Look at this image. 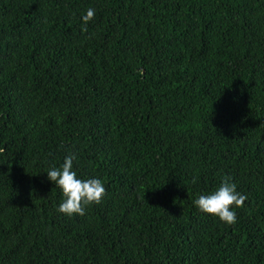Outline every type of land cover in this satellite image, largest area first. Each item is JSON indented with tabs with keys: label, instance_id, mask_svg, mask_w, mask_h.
<instances>
[{
	"label": "trees",
	"instance_id": "trees-1",
	"mask_svg": "<svg viewBox=\"0 0 264 264\" xmlns=\"http://www.w3.org/2000/svg\"><path fill=\"white\" fill-rule=\"evenodd\" d=\"M0 264H264V0H0Z\"/></svg>",
	"mask_w": 264,
	"mask_h": 264
},
{
	"label": "clouds",
	"instance_id": "clouds-1",
	"mask_svg": "<svg viewBox=\"0 0 264 264\" xmlns=\"http://www.w3.org/2000/svg\"><path fill=\"white\" fill-rule=\"evenodd\" d=\"M94 15L95 10L89 8L82 17L84 24L87 25ZM75 159L76 155L72 153L65 158L59 168L53 167L46 172L48 179L62 190L64 196L58 211L70 217L84 216L88 206L100 204L106 195V188L100 179L78 178L77 172L73 170ZM246 200L247 196L238 192L236 184L231 182V177L226 176L214 192L199 195L194 204L201 212L216 216L228 225H234L237 222V215L233 206L241 208Z\"/></svg>",
	"mask_w": 264,
	"mask_h": 264
}]
</instances>
